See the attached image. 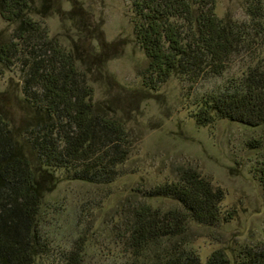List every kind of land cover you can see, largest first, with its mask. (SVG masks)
<instances>
[{
	"label": "trees",
	"instance_id": "1",
	"mask_svg": "<svg viewBox=\"0 0 264 264\" xmlns=\"http://www.w3.org/2000/svg\"><path fill=\"white\" fill-rule=\"evenodd\" d=\"M130 1L134 34L146 56L139 75L147 89L158 90L174 75L192 84L221 76L243 48L255 54L260 49L241 75L204 93L192 116L198 125L218 119L253 127L264 123V0H247L249 24L220 18L216 0ZM34 4L0 0V21L17 25L9 38L0 31V66L20 64L27 112L15 133L0 109V264H36V257L50 250L39 222L57 170L83 181L111 183L131 152L124 123L93 101L76 58L30 15L37 10ZM258 171L264 185V163ZM143 195L169 197L175 205L162 209L140 201L134 207L122 235L136 258L148 248L160 254L133 264L230 263L221 250L203 263L187 236L192 223L221 220V189L196 170L183 168L178 180L145 188ZM82 251L79 246L70 251L68 264H82ZM239 258L238 264H264V244L245 247Z\"/></svg>",
	"mask_w": 264,
	"mask_h": 264
},
{
	"label": "rangeland",
	"instance_id": "2",
	"mask_svg": "<svg viewBox=\"0 0 264 264\" xmlns=\"http://www.w3.org/2000/svg\"><path fill=\"white\" fill-rule=\"evenodd\" d=\"M246 5L247 0H216V13L249 24ZM34 6L30 15L73 54L93 101L124 123L131 142L130 155L111 183L79 180L63 168L55 172L56 185L44 197L39 222L50 250L39 254L36 264H68L78 246L84 249L82 264H133L160 254L148 248L136 258L122 234L140 201L162 209L175 205L169 197L146 198L143 191L178 180L183 168L196 170L224 194L221 220L192 223L187 233L203 263L221 250L229 264H238L245 247H262L264 185L258 167L264 163V123L253 127L218 119L198 125L192 116L204 93L241 75L261 50L243 48L221 76L192 84L174 75L158 90L147 89L139 75L146 56L134 34L130 0H35ZM16 26L1 20L2 37H11ZM21 69L19 63L0 66L1 114L15 133L27 114Z\"/></svg>",
	"mask_w": 264,
	"mask_h": 264
}]
</instances>
